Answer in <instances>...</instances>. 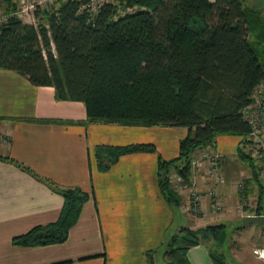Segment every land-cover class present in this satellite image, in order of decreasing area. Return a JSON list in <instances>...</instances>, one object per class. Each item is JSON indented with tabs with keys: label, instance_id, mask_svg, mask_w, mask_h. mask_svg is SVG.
Returning <instances> with one entry per match:
<instances>
[{
	"label": "trees",
	"instance_id": "16d2710c",
	"mask_svg": "<svg viewBox=\"0 0 264 264\" xmlns=\"http://www.w3.org/2000/svg\"><path fill=\"white\" fill-rule=\"evenodd\" d=\"M86 0H57L34 12L36 24L16 14V0H1L7 18L0 23V68L13 70L37 86H52L58 100H79L90 122L120 125H168L187 128L178 155H158V185L166 201L180 198L170 182L173 169L191 176V159L218 135L243 136L250 125L242 110L264 82V63L252 46L253 12L240 0H106L97 10ZM134 8L133 11H125ZM120 10L123 13H120ZM134 152H156L153 143L101 145L99 170ZM237 155L250 169L239 193H257L264 202L262 168L247 153ZM31 172L64 199L58 219L32 227L13 238L21 245L66 240L89 194L79 187H61ZM253 183V185H252ZM223 244L226 225L199 231ZM201 242L196 231L182 227L167 242L168 264H191L190 246ZM214 264H224L210 253Z\"/></svg>",
	"mask_w": 264,
	"mask_h": 264
},
{
	"label": "crops",
	"instance_id": "0c3cea01",
	"mask_svg": "<svg viewBox=\"0 0 264 264\" xmlns=\"http://www.w3.org/2000/svg\"><path fill=\"white\" fill-rule=\"evenodd\" d=\"M0 264H165L161 249L183 227L176 205L166 201L158 185V155H178L187 128L90 122L79 100H58L52 86H37L27 77L0 68ZM233 136V135H231ZM218 135L215 148L227 176L238 137ZM153 143L156 152H134L99 170L101 145ZM61 187L89 194L65 241L44 245L13 242L32 227L58 219L64 199L31 172ZM236 163V162H235ZM230 197L226 184L216 188ZM165 251V250H164ZM191 264H214L208 246H190Z\"/></svg>",
	"mask_w": 264,
	"mask_h": 264
},
{
	"label": "rangeland",
	"instance_id": "374dc122",
	"mask_svg": "<svg viewBox=\"0 0 264 264\" xmlns=\"http://www.w3.org/2000/svg\"><path fill=\"white\" fill-rule=\"evenodd\" d=\"M240 1L243 7L250 9L254 13V20L250 22V31L252 34L250 42L258 52L261 62L264 63V0ZM53 3L54 2L51 4ZM130 9L132 10L134 8ZM125 11H128V8H126ZM121 12L123 13L122 10H120V13ZM34 21L36 24V18H34ZM239 142L240 136L237 139L236 151L234 153L237 158L235 161L236 163L229 161L227 176L224 175V180L220 183L226 184L231 193V196L228 198L226 197V199H220L217 196L222 203L220 210H212L208 203L209 201H207V208L204 213L196 214L190 211L186 206L189 200L188 196L185 193L177 191L175 188L176 183L173 182L175 172L173 169L170 170V182L180 198V203L175 206L178 214L176 220L185 219V223H182L183 227L196 231L201 242L208 246L209 252H213L216 256H220V259L223 260L224 264H264V259L256 257L253 253L255 247H264V224L243 223V218L245 216L257 214L256 210L258 203L256 192L250 193L245 198L241 197L239 193L240 187H238V183H242L243 188L251 185L246 183V180L250 178L251 175L250 169L244 161H241L238 158L237 155V148L240 149ZM240 150L247 153L251 158L258 162L251 153L246 151L247 149L241 148ZM257 164L260 165L259 162ZM191 171L189 179L191 180L193 175L197 176L198 191H204L206 187L211 185L212 179L208 177L209 173L206 172L204 167L201 168L199 166L196 169L191 168ZM261 178L264 180V173H261ZM218 185H216V188ZM261 207V213L259 214H264V202H262ZM218 223L226 225L227 236L223 244H218L213 236L202 237V234L199 232L200 229L205 228L207 225ZM166 247L167 245L165 244L161 249V253L164 252ZM165 264H168L167 260Z\"/></svg>",
	"mask_w": 264,
	"mask_h": 264
},
{
	"label": "built area",
	"instance_id": "2783aa9c",
	"mask_svg": "<svg viewBox=\"0 0 264 264\" xmlns=\"http://www.w3.org/2000/svg\"><path fill=\"white\" fill-rule=\"evenodd\" d=\"M17 16L26 23L35 24L34 12L38 8H43L57 0H16ZM106 0H86L83 7L91 11L97 10L98 7ZM129 11H133L128 8ZM7 18L3 12L0 0V23ZM252 101L246 105L243 110V118L250 125V131L240 136V149H247L255 159L259 162L262 173H264V82H262L254 91ZM8 142L4 134L0 133V144ZM215 140L206 146L197 150L191 159V168L204 167L208 172V177L212 179L211 185L206 187L204 191H198L197 176L193 175L190 179H185L181 175L175 173L173 182L176 183L175 188L178 192L185 193L188 196L187 208L196 214H202L207 208V201L212 210H220L221 201L217 198L216 185L224 180V174L221 169V162L225 158V154L215 148ZM198 175V174H197ZM199 177V175H198ZM172 181V179H171ZM240 190H243V184L238 183ZM253 253L256 257L264 259V247H255Z\"/></svg>",
	"mask_w": 264,
	"mask_h": 264
},
{
	"label": "water",
	"instance_id": "95a60500",
	"mask_svg": "<svg viewBox=\"0 0 264 264\" xmlns=\"http://www.w3.org/2000/svg\"><path fill=\"white\" fill-rule=\"evenodd\" d=\"M243 223H258L264 224V214H252L243 218Z\"/></svg>",
	"mask_w": 264,
	"mask_h": 264
}]
</instances>
